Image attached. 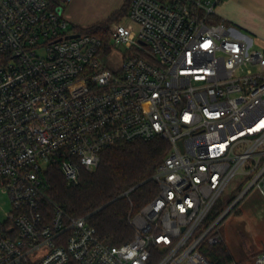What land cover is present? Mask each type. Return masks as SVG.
<instances>
[{"label": "built area", "instance_id": "1", "mask_svg": "<svg viewBox=\"0 0 264 264\" xmlns=\"http://www.w3.org/2000/svg\"><path fill=\"white\" fill-rule=\"evenodd\" d=\"M71 2L0 0V264H211L222 222L248 193L264 200V51L219 17L222 0H132L108 40L74 28ZM116 47L111 70L99 56ZM156 139L170 153L129 243L48 199L49 165L77 184L104 150Z\"/></svg>", "mask_w": 264, "mask_h": 264}, {"label": "trees", "instance_id": "2", "mask_svg": "<svg viewBox=\"0 0 264 264\" xmlns=\"http://www.w3.org/2000/svg\"><path fill=\"white\" fill-rule=\"evenodd\" d=\"M131 2L125 0L106 21L84 29L74 28L108 40L111 25L128 16ZM169 150L168 142L162 139L116 144L101 153L96 171L81 170L79 182L71 185L59 164L49 165L44 171L47 197L71 217L85 218L104 243H129L134 237L130 217L158 196L153 175ZM203 253L211 264L233 262L225 241L205 247Z\"/></svg>", "mask_w": 264, "mask_h": 264}, {"label": "rangeland", "instance_id": "3", "mask_svg": "<svg viewBox=\"0 0 264 264\" xmlns=\"http://www.w3.org/2000/svg\"><path fill=\"white\" fill-rule=\"evenodd\" d=\"M123 1L124 0H82L79 13L91 22H97L104 18V20H106L109 19L112 13L121 8ZM216 11L218 13L219 6L216 8ZM121 23L130 24V20L126 17ZM84 25L87 27V24ZM84 25L82 27H84ZM232 27L247 35L253 42L252 47L257 49L255 39L248 32L237 26L232 25ZM125 52L126 49L124 47H116L109 55L101 53L99 58L107 68L116 70L120 68ZM168 153H170V150ZM42 166L45 168L47 167V165L43 164ZM237 194L238 193H234L235 196ZM233 198L234 196H227L223 198V200L229 201ZM11 208L12 205L8 196L5 194L1 195V224L7 221V214L11 211ZM221 230L233 262L238 264H254L256 255L264 251V200L254 191L248 193L237 210L230 213L222 222Z\"/></svg>", "mask_w": 264, "mask_h": 264}, {"label": "crops", "instance_id": "4", "mask_svg": "<svg viewBox=\"0 0 264 264\" xmlns=\"http://www.w3.org/2000/svg\"><path fill=\"white\" fill-rule=\"evenodd\" d=\"M81 2L82 0H72L65 9V16L73 26L84 29L107 20L102 18L97 22L88 21L79 13ZM218 15L230 26H237L248 32L255 39L257 49L264 51V0H223L219 5ZM82 24H87V27H82Z\"/></svg>", "mask_w": 264, "mask_h": 264}]
</instances>
